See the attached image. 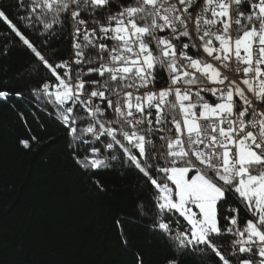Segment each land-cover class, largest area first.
I'll use <instances>...</instances> for the list:
<instances>
[{
	"label": "snow or ice",
	"instance_id": "snow-or-ice-1",
	"mask_svg": "<svg viewBox=\"0 0 264 264\" xmlns=\"http://www.w3.org/2000/svg\"><path fill=\"white\" fill-rule=\"evenodd\" d=\"M0 22V56L34 57L31 96L89 181L133 177L160 264H264V0H16ZM24 95L0 80V104Z\"/></svg>",
	"mask_w": 264,
	"mask_h": 264
},
{
	"label": "trees",
	"instance_id": "trees-1",
	"mask_svg": "<svg viewBox=\"0 0 264 264\" xmlns=\"http://www.w3.org/2000/svg\"><path fill=\"white\" fill-rule=\"evenodd\" d=\"M15 5L16 0H0L9 12ZM0 33H10L2 22ZM5 43L0 37V46ZM9 47L8 55L0 56V80H10L25 95L13 99L15 107L0 104V264H134L133 251L143 252L148 264H160L163 243L133 222L139 194L133 177L108 173L106 191L89 181L31 96L29 89L37 82L31 71L34 57L22 45ZM23 120L37 136L27 149L19 143L27 137ZM121 216L130 217L124 228L131 249L120 243L115 219ZM199 259L194 255L187 264Z\"/></svg>",
	"mask_w": 264,
	"mask_h": 264
}]
</instances>
